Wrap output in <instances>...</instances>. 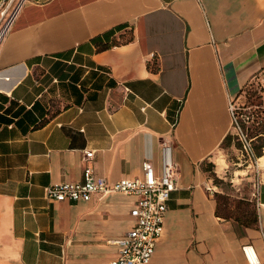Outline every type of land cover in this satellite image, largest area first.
<instances>
[{
    "label": "crops",
    "instance_id": "obj_1",
    "mask_svg": "<svg viewBox=\"0 0 264 264\" xmlns=\"http://www.w3.org/2000/svg\"><path fill=\"white\" fill-rule=\"evenodd\" d=\"M263 71L264 0H28L0 48V264L114 260L135 197L44 190L143 161L177 165L149 264H248L244 246L264 264V171L251 221L218 201L229 102Z\"/></svg>",
    "mask_w": 264,
    "mask_h": 264
},
{
    "label": "built area",
    "instance_id": "obj_2",
    "mask_svg": "<svg viewBox=\"0 0 264 264\" xmlns=\"http://www.w3.org/2000/svg\"><path fill=\"white\" fill-rule=\"evenodd\" d=\"M28 0H4L0 5V48L11 29L19 12ZM235 135L240 142V162L254 167L252 180V196L256 199L260 186L261 174L259 157L256 156L251 139L238 124L234 108L229 102ZM93 151L84 152V161L91 159ZM142 174L138 177H124L115 182H109L104 177L95 174L91 166L83 168L80 181L59 182L47 186L45 197L58 202L88 201L94 195L103 197L110 193H123L135 197L131 212L134 218L133 227L116 239L118 254L108 264H149L157 241L164 232V217L166 202L170 193L176 188V163L170 162L162 174H157L149 161H143ZM211 190L210 187H206ZM248 264H259L257 254L252 246L242 248Z\"/></svg>",
    "mask_w": 264,
    "mask_h": 264
},
{
    "label": "rangeland",
    "instance_id": "obj_3",
    "mask_svg": "<svg viewBox=\"0 0 264 264\" xmlns=\"http://www.w3.org/2000/svg\"><path fill=\"white\" fill-rule=\"evenodd\" d=\"M231 104L234 108L235 118L241 128L243 130L248 128L252 129L251 124L246 122V115L264 107V71L247 82L240 91V94L231 101ZM234 132L235 129L232 127L231 139H233V144L236 149L240 150L241 145ZM238 150L233 149L225 154L224 158L227 160L229 169L228 172L223 175L224 179H219L222 183L220 189L222 195L219 196L218 201L220 203L222 201L224 204V209L222 210L223 214L244 222L251 221L254 215L253 208L256 200L252 196V181L250 182L252 189L250 191L251 193H246L248 189L245 185V180H254V167L252 165L248 166L246 163L242 162L243 160L240 162L237 159L240 154ZM219 159V162L224 164L222 157ZM263 165L264 150L263 156L260 157L259 161L260 172L264 171ZM248 177L251 179H248ZM250 225H252V223Z\"/></svg>",
    "mask_w": 264,
    "mask_h": 264
},
{
    "label": "trees",
    "instance_id": "obj_4",
    "mask_svg": "<svg viewBox=\"0 0 264 264\" xmlns=\"http://www.w3.org/2000/svg\"><path fill=\"white\" fill-rule=\"evenodd\" d=\"M246 117V122L251 124L252 129L248 128L243 131H245L251 139V145L256 156L261 157L264 149V107L257 111L250 112Z\"/></svg>",
    "mask_w": 264,
    "mask_h": 264
}]
</instances>
